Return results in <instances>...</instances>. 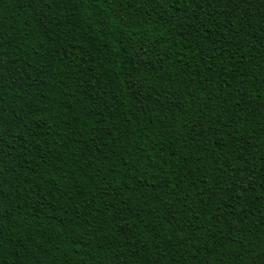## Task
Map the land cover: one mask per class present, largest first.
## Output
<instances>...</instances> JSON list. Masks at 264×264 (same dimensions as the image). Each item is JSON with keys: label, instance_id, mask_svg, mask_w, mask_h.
Returning <instances> with one entry per match:
<instances>
[{"label": "trees", "instance_id": "16d2710c", "mask_svg": "<svg viewBox=\"0 0 264 264\" xmlns=\"http://www.w3.org/2000/svg\"><path fill=\"white\" fill-rule=\"evenodd\" d=\"M0 264H264V0H0Z\"/></svg>", "mask_w": 264, "mask_h": 264}]
</instances>
